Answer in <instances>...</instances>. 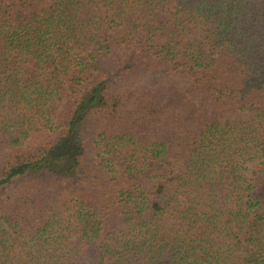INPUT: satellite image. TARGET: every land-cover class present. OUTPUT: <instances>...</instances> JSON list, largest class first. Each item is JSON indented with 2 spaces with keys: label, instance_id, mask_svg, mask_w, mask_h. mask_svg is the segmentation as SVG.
Returning <instances> with one entry per match:
<instances>
[{
  "label": "trees",
  "instance_id": "1",
  "mask_svg": "<svg viewBox=\"0 0 264 264\" xmlns=\"http://www.w3.org/2000/svg\"><path fill=\"white\" fill-rule=\"evenodd\" d=\"M0 264H264V0H0Z\"/></svg>",
  "mask_w": 264,
  "mask_h": 264
}]
</instances>
